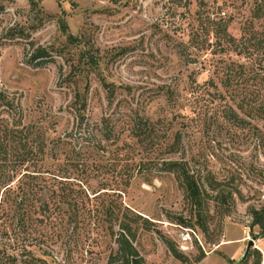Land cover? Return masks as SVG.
Returning a JSON list of instances; mask_svg holds the SVG:
<instances>
[{"label":"rangeland","instance_id":"rangeland-1","mask_svg":"<svg viewBox=\"0 0 264 264\" xmlns=\"http://www.w3.org/2000/svg\"><path fill=\"white\" fill-rule=\"evenodd\" d=\"M204 1L205 15L219 5L232 17L236 40L246 26L264 32L251 17L258 0ZM198 11L197 0H0V93L22 125L40 132L51 169L62 164L51 159L52 144L81 134L67 138L63 152L72 196L106 188L90 216L80 203L76 218L72 208L51 206L55 218L44 223L36 208L23 224L7 211L0 249L15 264H106L120 222L133 229L143 264H264V237L251 217L264 213V53L251 48L239 56L229 45L220 52ZM69 35L84 44L70 45ZM37 47L52 60L31 62ZM82 52L97 64L72 74ZM230 63L247 77L235 93L222 88ZM77 89L86 93L81 130L70 107ZM229 106L243 124L223 118ZM138 120L157 123L156 145L135 138ZM93 137L100 146L92 147ZM176 140L175 152L165 150ZM163 160L186 163L204 199L199 214L180 182L161 170Z\"/></svg>","mask_w":264,"mask_h":264},{"label":"trees","instance_id":"trees-1","mask_svg":"<svg viewBox=\"0 0 264 264\" xmlns=\"http://www.w3.org/2000/svg\"><path fill=\"white\" fill-rule=\"evenodd\" d=\"M197 7L199 8L200 28L204 29L207 35L212 34L216 45L220 52H223V45H229L237 55L241 56L244 52L253 48L254 50H260L264 53V32L259 34L249 32L245 27V33H243L238 40L229 34V26L232 22V17L224 12L223 9L216 5L209 15L203 13L206 3L204 0H197ZM198 11V12H199ZM251 17L253 19L261 20L264 23V0H258L255 2ZM67 41L72 46H81L83 43L82 37H74L69 35ZM184 50V48H182ZM181 53V51H180ZM185 60L189 63H193L194 60L190 59L188 53H181ZM52 55L45 48L37 47L30 55V61L36 62L35 64L41 65L44 61L52 60ZM95 66L97 59L95 55L89 53H80L79 59L74 66H72L73 72H82L84 65ZM224 80L222 81V88L226 93H235L233 88L237 84H245L247 77L243 67L230 63L224 67ZM86 94V93H85ZM85 94L74 91L73 102L71 103V110L76 114V129L81 130L85 123V117L81 114V111L85 107ZM84 97H83V96ZM232 95V94H229ZM218 98L225 99L218 95ZM0 212L1 218L8 217L7 211L12 213V217L17 222L24 223V221H30L31 210H37L38 222L44 223L50 218H55L51 212V206H56L58 209L60 205H65L72 208L74 213L69 217L76 218L75 210L80 203V210L87 207V215H94L97 212V206L94 202L97 196L100 195L105 187L90 191V194L81 190L83 195H71L69 190L65 188L66 185L63 179L65 177L64 162L66 158L63 155L67 145L71 141L82 140L81 134L74 135L68 134L63 139H58L52 144L51 159L55 162L62 163L55 168L54 166H47L44 164V157L46 156V145H44V139L35 126H26L21 124V116L15 118L18 113L17 107L14 106L8 98L0 93ZM241 110V107H239ZM3 114H7V117H3ZM259 114H264L263 109ZM223 118L233 125H240L244 123V120L239 117L238 113L233 107H227V111L223 115ZM160 124V122H158ZM157 123L151 124L148 121L138 120L134 124L132 130L135 138L141 143L148 142L146 144L152 146L156 145L154 138L157 132ZM67 138H70L67 141ZM179 139V138H178ZM109 140V138L107 139ZM78 143V142H77ZM79 144V143H78ZM92 147L100 146V143L96 138L92 139ZM179 146V140L175 143L165 147V150H169L170 153L175 152ZM153 151L152 148H150ZM68 162V161H67ZM77 163L82 160L77 159ZM75 166V165H74ZM161 170L172 174L177 181L180 182L183 188L186 198L193 208V210L199 214L203 198L201 197L200 189H198L197 183L192 175L187 170L186 163L178 162L175 160H163L161 164ZM105 186V185H102ZM86 190H88L86 188ZM60 191V192H58ZM68 191V192H67ZM61 193V195L59 194ZM222 200V196L220 197ZM223 201V200H222ZM96 208H94V207ZM106 215L110 218L117 220V216L107 209ZM83 215H85L82 212ZM68 217V218H69ZM199 217V215H198ZM252 226H257L259 234L264 237V213L262 211H251ZM113 239L115 244V250H112L109 254L106 264H143V259L133 246L134 232L128 223L120 222L119 228L116 233H113ZM16 257L8 255L4 249H0V264H15Z\"/></svg>","mask_w":264,"mask_h":264},{"label":"water","instance_id":"water-1","mask_svg":"<svg viewBox=\"0 0 264 264\" xmlns=\"http://www.w3.org/2000/svg\"><path fill=\"white\" fill-rule=\"evenodd\" d=\"M252 246H253V242L252 241H249L248 246H247V249L250 248V247H252Z\"/></svg>","mask_w":264,"mask_h":264}]
</instances>
